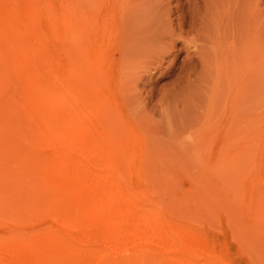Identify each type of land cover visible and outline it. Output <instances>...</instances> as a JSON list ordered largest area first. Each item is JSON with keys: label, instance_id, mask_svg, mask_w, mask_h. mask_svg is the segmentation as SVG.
I'll use <instances>...</instances> for the list:
<instances>
[{"label": "bare ground", "instance_id": "1", "mask_svg": "<svg viewBox=\"0 0 264 264\" xmlns=\"http://www.w3.org/2000/svg\"><path fill=\"white\" fill-rule=\"evenodd\" d=\"M121 1L98 0L88 10L79 0H0V205L10 211L0 216V264H240L244 257L230 250L224 216L222 241L154 186L143 137L114 95L109 50L126 29ZM18 17L32 32L23 42L5 32ZM254 208L264 213V199Z\"/></svg>", "mask_w": 264, "mask_h": 264}, {"label": "rangeland", "instance_id": "2", "mask_svg": "<svg viewBox=\"0 0 264 264\" xmlns=\"http://www.w3.org/2000/svg\"><path fill=\"white\" fill-rule=\"evenodd\" d=\"M97 1L79 3L90 10ZM122 4L126 38L122 35L109 50L116 66L114 95L143 137L152 174L159 175L155 188L174 209L222 241L224 216L230 250L244 253L240 264H264V213L254 208L264 199V0ZM21 18L5 27L18 42L32 35ZM24 125L27 132L34 127ZM3 212L10 211L2 206L0 216Z\"/></svg>", "mask_w": 264, "mask_h": 264}]
</instances>
